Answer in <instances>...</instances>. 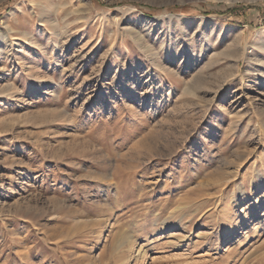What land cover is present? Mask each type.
Wrapping results in <instances>:
<instances>
[{"label":"rangeland","instance_id":"1","mask_svg":"<svg viewBox=\"0 0 264 264\" xmlns=\"http://www.w3.org/2000/svg\"><path fill=\"white\" fill-rule=\"evenodd\" d=\"M40 2L0 0V264H264V0Z\"/></svg>","mask_w":264,"mask_h":264},{"label":"bare ground","instance_id":"2","mask_svg":"<svg viewBox=\"0 0 264 264\" xmlns=\"http://www.w3.org/2000/svg\"><path fill=\"white\" fill-rule=\"evenodd\" d=\"M24 1H26V0H24ZM27 2H28V7H30V8H32L34 5L35 6H39L40 8H42V6H41V2H40V0H27ZM72 2V1H71ZM67 5V4H66ZM74 5H76V4H74ZM52 6V5H51ZM63 8V7H62ZM72 9V8H71ZM70 9V10H71ZM35 10V9H34ZM53 10V9H52ZM68 10H69V8H68ZM77 10V9H76ZM76 10H74V11H76ZM32 11V10H31ZM49 11V10H48ZM13 14H14V11L12 12ZM75 13H77V12H75ZM17 14L15 13V16H16ZM55 15V14H54ZM30 16V15H29ZM65 16V15H64ZM56 17V16H55ZM82 19V18H81ZM41 20V19H40ZM48 20V19H47ZM52 20V19H51ZM44 21V20H43ZM49 21V20H48ZM57 21H58V19H57ZM77 22V21H76ZM48 23V22H47ZM59 24H60V22H59ZM58 24V25H59ZM58 25H56V29L58 28L59 30L61 29V27L60 26H58ZM63 25V24H62ZM63 30V29H62ZM65 30V29H64ZM17 29H16V27H14L13 25L11 26V25H4V20H0V54H2V50L4 49V45H6V44H8V47L6 48V49H4L5 50V52H8V51H11V49H12V46H13V44H16V43H14V38H11L12 37V35L15 33V34H17ZM23 32V31H22ZM21 32V33H22ZM32 33V32H31ZM33 34V33H32ZM34 35V34H33ZM20 37H23V39H26V40H28V42L30 41V40H32V38H30V37H32V36H30L29 35V33H25V32H23L22 34H21V36ZM16 38V37H15ZM37 39V38H36ZM38 40V39H37ZM21 41V40H20ZM20 41L18 40L17 42L18 43H20ZM14 82V81H13ZM11 84V83H10ZM9 85V84H8ZM4 87V86H3ZM11 87V86H10ZM9 88V87H8ZM2 89V88H1ZM12 89V88H11ZM16 90V89H15ZM7 91V90H6ZM1 92V91H0ZM3 92H5V91H3ZM188 92L191 94V95H195V92H193V90H191L190 88H188ZM188 105V104H187ZM203 115V114H202ZM190 120H192V118L190 119ZM83 141V140H82ZM87 145V144H86ZM96 150V152H97V149H95ZM94 151V150H93ZM91 152V151H90ZM92 153V152H91ZM95 156V155H94ZM92 157V156H91ZM96 158V157H95ZM92 159V158H91ZM94 159V158H93ZM103 170H106V167H104L103 166ZM101 176L102 177H105L106 176V174H104V172H102V174H101ZM131 177H132V175H130V174H128L127 176H123V178H120V181H122V180H129V179H131ZM159 218V217H158ZM162 222L163 223H165V219H163L162 220ZM132 252V251H131ZM130 252V253H131ZM128 255V254H127ZM144 255H145V252L143 251V249H139L138 250V252H137V257H143L144 258ZM140 261V260H139ZM141 264V263H140Z\"/></svg>","mask_w":264,"mask_h":264},{"label":"trees","instance_id":"3","mask_svg":"<svg viewBox=\"0 0 264 264\" xmlns=\"http://www.w3.org/2000/svg\"><path fill=\"white\" fill-rule=\"evenodd\" d=\"M206 5V3L204 4ZM210 5V4H207ZM254 4H224V3H215L212 5V9H204L201 11L205 16H222L230 17L232 22H242L247 23L249 20V10L253 8ZM184 6L173 5V6H165L163 8H152L153 11H162L169 10L174 11L178 9H183ZM263 9V8H262ZM1 11V9H0ZM262 16L264 20V9L262 11Z\"/></svg>","mask_w":264,"mask_h":264}]
</instances>
